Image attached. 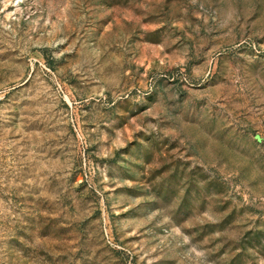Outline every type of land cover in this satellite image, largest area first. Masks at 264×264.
Returning a JSON list of instances; mask_svg holds the SVG:
<instances>
[{
	"label": "rangeland",
	"instance_id": "1",
	"mask_svg": "<svg viewBox=\"0 0 264 264\" xmlns=\"http://www.w3.org/2000/svg\"><path fill=\"white\" fill-rule=\"evenodd\" d=\"M0 264H264V0H0Z\"/></svg>",
	"mask_w": 264,
	"mask_h": 264
}]
</instances>
